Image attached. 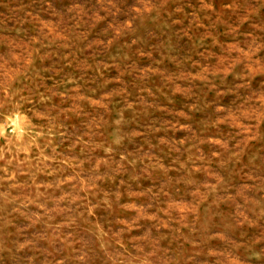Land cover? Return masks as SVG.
Instances as JSON below:
<instances>
[{"label":"rangeland","instance_id":"obj_1","mask_svg":"<svg viewBox=\"0 0 264 264\" xmlns=\"http://www.w3.org/2000/svg\"><path fill=\"white\" fill-rule=\"evenodd\" d=\"M0 264H264V0H0Z\"/></svg>","mask_w":264,"mask_h":264}]
</instances>
